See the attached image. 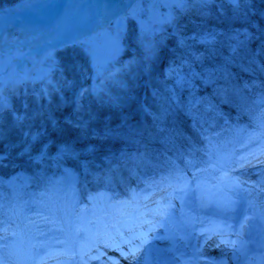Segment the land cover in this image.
Listing matches in <instances>:
<instances>
[{"label": "rangeland", "instance_id": "374dc122", "mask_svg": "<svg viewBox=\"0 0 264 264\" xmlns=\"http://www.w3.org/2000/svg\"><path fill=\"white\" fill-rule=\"evenodd\" d=\"M36 2L0 0L2 256L7 242H18L15 219L28 214L42 263L55 255L78 264L66 226L29 215L32 205L66 199L76 236L91 222L92 231L147 232L141 255L125 263L147 252L151 264H223L217 252L242 264L231 236L264 244V191L247 184L264 186V52L256 55L254 39L233 47L237 33L262 29L255 20L264 0H240L239 12L229 0H193L183 11L175 0ZM177 33L188 47L178 46ZM37 49L47 51L26 56ZM177 72L189 83L178 85ZM169 89L178 102L168 103ZM63 125L74 138L47 135ZM68 159L92 165L84 163L81 179ZM104 238L93 253L107 252ZM216 239L224 241L210 252ZM248 259L260 264L264 254Z\"/></svg>", "mask_w": 264, "mask_h": 264}, {"label": "bare ground", "instance_id": "6f19581e", "mask_svg": "<svg viewBox=\"0 0 264 264\" xmlns=\"http://www.w3.org/2000/svg\"><path fill=\"white\" fill-rule=\"evenodd\" d=\"M263 155H264V139L262 141V146L260 147L257 156H263ZM247 184H250L251 187L258 188L259 191H264V186H262V184L259 182L248 181ZM251 190L253 192L249 193V196L257 197L258 194L256 193H258L259 191L255 189H251ZM263 198L264 197H262L261 200ZM73 208H74L73 206H69V203L66 199H61L59 204L45 201L40 205H32L33 211L30 212L29 215H33V216L42 215L45 218H47L49 222L58 223L59 225L60 224L65 225L70 234V237L66 236V241L72 242V245L77 251L79 257L78 264H92L90 262H94V261H95L94 264H96V262L97 264H151L147 252H144L142 256H140L136 261H133L132 263L129 262L125 263L124 261H121L123 258H127L130 252L139 251L144 245V240L147 238V232L137 231L138 230L137 227L143 224V222L147 220L149 216H145L143 219L140 218L136 221V224L133 227V229L137 231L135 233H130L128 227H123L122 229L109 231L112 225L103 226L101 224L98 225L92 231L91 230L92 222H91L87 224V234L80 233L79 236H76V234H74L75 229L73 224V213H72ZM260 211L261 214L264 215V206L261 207ZM141 212L142 209L139 210V213ZM27 215H20L14 221L15 226L18 227V228L16 227V232L18 231L20 232V235L18 236L19 243L17 242L16 244H14L13 242H7V244L9 245L8 252L5 253V257L2 256L4 264H43L42 262L44 260H42L41 257L38 256L36 252L33 251L32 243L30 242V239L27 235L29 234V230L27 227L29 221H25ZM200 222H201L199 223L200 226H205L210 221L201 220ZM4 232L5 234L8 233L10 234V232L12 234H16L13 231L9 232V229H7ZM215 232L216 231H213V233ZM242 232L245 233V229L243 225H240V228H238L236 233L240 236L242 235L241 234ZM224 234L225 233L223 231H218L217 233L218 237H222L224 236ZM169 235L170 233H168V236H166L167 239L169 238ZM103 237H105L104 238L105 242L102 243L108 246L107 252L104 251V248L103 249L101 248L100 250L101 254L97 255L96 253H93V251L95 250V247L93 246H95L98 242H100L103 239ZM136 237H140V239H137ZM246 237L247 238L244 239H235L234 237L231 236L230 238L232 240H235L236 243L238 244L237 248H239L240 255L236 256L235 260L241 262L242 264L248 262L249 257L259 258L262 256V254H264L263 243L259 241L255 242L251 240V238L249 239L248 236ZM99 239L101 240L99 241ZM221 241L224 240L222 239L214 240L208 245L207 247L208 249L207 248L206 249L211 252L214 248H216V246L219 245V242ZM91 253L92 255H90ZM104 256L105 258H102ZM213 256L215 260H218L223 264H231L229 260H224L222 257H220L217 252H213ZM58 260L59 259H56L55 255H52L50 257H47L45 263L63 264V263H59ZM178 260L180 261L181 259L179 258ZM259 263L264 264V260L260 261ZM159 264H165V263L160 262ZM171 264H176V263L174 260H171Z\"/></svg>", "mask_w": 264, "mask_h": 264}, {"label": "snow or ice", "instance_id": "6c2138e0", "mask_svg": "<svg viewBox=\"0 0 264 264\" xmlns=\"http://www.w3.org/2000/svg\"><path fill=\"white\" fill-rule=\"evenodd\" d=\"M193 0H175V3H176V6H177V9L180 10V11H183V10H186V6H187V3H192ZM229 2L237 5L236 7V11L239 12V4H240V0H229ZM178 35V46L180 47H188L187 45V41H186V38L184 37H181L179 36V34L177 33ZM242 37V38H241ZM195 39V38H193ZM254 39V37L252 36L251 33H248V32H241V33H237V36H236V45L233 47V51H237V49L241 48V47H247V45ZM202 43H208L207 40H202L201 41ZM153 47L151 45H149L147 47V52L149 54V56H151L153 54ZM261 52H264V42L261 43V47L257 50L256 52V55H260ZM173 72H176L175 69H172ZM195 75V74H193ZM176 79H177V84L182 86L184 85L185 83H189V81L186 79V77L182 74V73H179L177 72L176 73ZM169 92V95L167 97V101L168 103H176L178 102V98L175 96V91L173 89H169L168 90ZM154 95H159L158 93H154ZM5 100L6 98L3 96L2 92H0V109H2L5 105ZM200 103L201 101L199 99L195 100V101H190V103ZM144 111H149L147 108L144 109ZM151 114V113H149ZM154 119H158V117H156L154 115ZM30 148V146H29ZM180 191H182V189H180ZM4 227V222H3V219H2V210H0V230H2ZM137 239H140V237H136ZM59 242V241H58ZM229 244H231V242H227ZM234 246V245H233ZM41 247H50V245H44L42 244ZM3 248H4V237L3 236H0V264H4V261L2 259V252H3ZM49 254H51V252H49ZM129 255L133 256L135 255L134 252H130Z\"/></svg>", "mask_w": 264, "mask_h": 264}, {"label": "trees", "instance_id": "16d2710c", "mask_svg": "<svg viewBox=\"0 0 264 264\" xmlns=\"http://www.w3.org/2000/svg\"><path fill=\"white\" fill-rule=\"evenodd\" d=\"M24 1H26V0H22V2H24ZM258 18H259L258 21L255 20V22L257 24L255 26L261 25L262 29L260 31H257V32L255 30H253V29L248 31V33L253 32L252 36L254 37V40H255L254 44L256 46H258L259 44L261 45V43L264 42V16H259ZM47 130H46L47 131V135H51V136L55 137L56 140L57 139L61 140V139H65V138H68V137H73V138L75 137L74 130L72 128H70L68 125H63V127L59 126L58 128H55V129L47 128ZM44 143H46V141ZM67 161L69 163V168L72 171H76L77 177H79L81 179L83 177L82 168H83L84 163H86V164L89 163V165H92V164H90L91 162H89V160L88 161L86 160V161L82 162V160H80V159L79 160L68 159ZM92 184H94V183L92 182ZM90 190L93 191V189H91V188H90ZM131 205H132V202H130L129 206H131Z\"/></svg>", "mask_w": 264, "mask_h": 264}, {"label": "water", "instance_id": "95a60500", "mask_svg": "<svg viewBox=\"0 0 264 264\" xmlns=\"http://www.w3.org/2000/svg\"><path fill=\"white\" fill-rule=\"evenodd\" d=\"M59 44H55L54 47H57ZM53 47H50L49 49H52ZM46 50L45 49H42V50H34V51H31L29 52L26 56H30V55H34V54H39V53H43L45 52ZM25 56V57H26Z\"/></svg>", "mask_w": 264, "mask_h": 264}]
</instances>
